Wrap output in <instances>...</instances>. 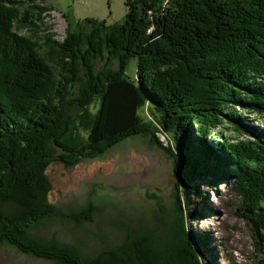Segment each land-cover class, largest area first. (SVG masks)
<instances>
[{
  "label": "trees",
  "instance_id": "trees-1",
  "mask_svg": "<svg viewBox=\"0 0 264 264\" xmlns=\"http://www.w3.org/2000/svg\"><path fill=\"white\" fill-rule=\"evenodd\" d=\"M125 5L111 25L66 18L58 41L44 0H0V244L56 264H214L209 234H190L186 217L197 199L208 209L202 185L223 182L240 198L237 216L252 225L264 264V0ZM137 137L176 168L173 215L160 235L130 228L119 245L86 257L35 233L95 220L92 200L67 211L50 201L54 163L73 168Z\"/></svg>",
  "mask_w": 264,
  "mask_h": 264
},
{
  "label": "rangeland",
  "instance_id": "rangeland-1",
  "mask_svg": "<svg viewBox=\"0 0 264 264\" xmlns=\"http://www.w3.org/2000/svg\"><path fill=\"white\" fill-rule=\"evenodd\" d=\"M53 9L46 24L55 40L66 36L68 22L77 24L87 18L106 20L109 25L122 22L128 13L126 0H44ZM65 17H64V16ZM76 29V25L73 26ZM29 35L28 30L20 31ZM136 61L132 60L128 74L135 80ZM264 124V119L261 121ZM235 141L244 137H235ZM164 144L168 140L160 136ZM219 139L214 137L212 141ZM47 175L52 184L50 201L67 211L79 209L92 200L97 207L94 221L76 225L55 221L39 227L35 233L47 240L74 246L86 257L119 245L130 229L157 228L165 230L168 217L173 215L177 173L174 161L149 138H130L116 146L102 158L86 160L73 168L54 163ZM217 189L206 184L200 192H207L204 208L202 200L194 202L186 217L190 234H209V247L217 255L214 264H259L260 254L252 225L237 216L240 198L232 186L218 183ZM211 262L209 256L205 262ZM213 262V261H212ZM0 264H56L24 254L7 244H0Z\"/></svg>",
  "mask_w": 264,
  "mask_h": 264
}]
</instances>
